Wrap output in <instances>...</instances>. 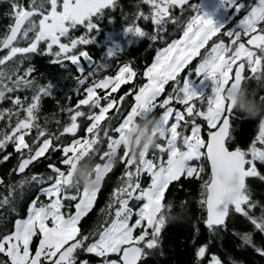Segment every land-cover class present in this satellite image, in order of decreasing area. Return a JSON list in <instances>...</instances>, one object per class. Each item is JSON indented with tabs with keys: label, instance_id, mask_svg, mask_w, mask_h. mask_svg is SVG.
Returning a JSON list of instances; mask_svg holds the SVG:
<instances>
[{
	"label": "snow or ice",
	"instance_id": "6c2138e0",
	"mask_svg": "<svg viewBox=\"0 0 264 264\" xmlns=\"http://www.w3.org/2000/svg\"><path fill=\"white\" fill-rule=\"evenodd\" d=\"M117 9L125 39L98 41ZM4 18L0 264H155L178 221L184 264H264V113L246 114L264 106V0H7ZM137 37L150 60L122 58Z\"/></svg>",
	"mask_w": 264,
	"mask_h": 264
},
{
	"label": "trees",
	"instance_id": "16d2710c",
	"mask_svg": "<svg viewBox=\"0 0 264 264\" xmlns=\"http://www.w3.org/2000/svg\"><path fill=\"white\" fill-rule=\"evenodd\" d=\"M132 0H122V3L128 5ZM193 2H199V0H193ZM7 10V0H0V26L5 25L7 20L4 18V13ZM121 22L119 19V9L116 12V19L113 21V24L109 25L105 22L102 25V31L97 37V40L103 42L104 40V32H114L115 39L122 40L125 39V35L120 32ZM89 51L94 57H100L103 54V45H91L89 46ZM154 54V51L148 47L147 39H140L137 37L136 39H127L122 53V58L124 57H135L137 60L148 58L150 60L151 56ZM32 62L36 67V74L39 76L43 74L41 79L42 82L52 81L55 85V95L57 99H62L66 95L73 97V103L75 102L76 93L71 91L74 88V82L72 79L67 78L63 75V69H60L58 66L49 64L47 59L41 56H34L32 58ZM87 67V65H85ZM124 87L123 85L121 86ZM119 91V90H118ZM55 101L51 98H46L43 101V108L45 112H52L54 110L53 105ZM246 114L252 115L253 113ZM252 126L250 124H243L242 126L237 127L238 136L243 139L248 136L249 130ZM52 159L55 160V155L52 156ZM46 163V162H45ZM5 167H11L8 165H0V172L4 170ZM37 171L44 170V165H37ZM259 186H257L258 188ZM108 189L105 188L103 193L99 195L98 202L95 205L96 208L103 203ZM26 195H30L26 193ZM34 195V193H31ZM184 196L182 193H178L176 195V199H183ZM191 214V213H190ZM95 213H93L94 217ZM186 239L190 240V232L188 228V224L184 222H176L173 223L170 227L167 228L165 232V244H164V252L165 255L161 257H154L153 260L155 264H184V260L186 259L185 253L187 251ZM238 259H245V256L237 253Z\"/></svg>",
	"mask_w": 264,
	"mask_h": 264
},
{
	"label": "clouds",
	"instance_id": "9594fccd",
	"mask_svg": "<svg viewBox=\"0 0 264 264\" xmlns=\"http://www.w3.org/2000/svg\"><path fill=\"white\" fill-rule=\"evenodd\" d=\"M261 113H264V106H258L257 111L252 115H257ZM147 123H148L147 119L139 121L141 127H143ZM142 139L144 143H147L149 145L153 143V138L151 136H144ZM91 171H92L91 168H88L86 170H80V169L77 170V176L79 177L81 183L84 184L85 186H91L92 184V177L87 174L90 173Z\"/></svg>",
	"mask_w": 264,
	"mask_h": 264
}]
</instances>
